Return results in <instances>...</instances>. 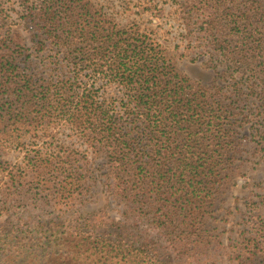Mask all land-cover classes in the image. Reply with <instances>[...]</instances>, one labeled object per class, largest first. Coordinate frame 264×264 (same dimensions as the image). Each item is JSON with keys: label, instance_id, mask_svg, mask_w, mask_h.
<instances>
[{"label": "trees", "instance_id": "trees-1", "mask_svg": "<svg viewBox=\"0 0 264 264\" xmlns=\"http://www.w3.org/2000/svg\"><path fill=\"white\" fill-rule=\"evenodd\" d=\"M246 1L250 3L189 0L183 8L189 19L194 13L201 17L203 30L196 40L209 39L229 67L243 72L257 66L255 53L248 52L264 49V34L257 36L264 20L263 0ZM31 4L26 24L37 39L30 48L12 37L8 15L3 18L0 10L7 26L0 32V137L11 125L22 133L46 135L54 128H68L81 135L106 159L109 186L126 209L155 213L158 227L174 245L180 244L189 228L202 221L223 178L224 156L234 142L227 105L181 76L161 40L139 25L120 24L102 8L94 16L85 0ZM241 28L243 33H237ZM246 46L252 50L245 51ZM260 63L264 82V60ZM69 156L42 151L32 158L33 178H58L48 188L42 182L55 198L80 188L78 179H68L76 174L74 169L64 175ZM61 222L28 221L5 244L13 245L12 253L38 256L31 252L36 247L42 254L63 258H54L53 264H67L65 255L83 259L84 252L88 259L94 249L125 263L163 264L157 255L149 256V245L134 234L103 231L100 225L97 231L73 229L70 234L71 227L61 231ZM63 234L87 241L80 244L85 251L80 246L67 250Z\"/></svg>", "mask_w": 264, "mask_h": 264}, {"label": "rangeland", "instance_id": "rangeland-1", "mask_svg": "<svg viewBox=\"0 0 264 264\" xmlns=\"http://www.w3.org/2000/svg\"><path fill=\"white\" fill-rule=\"evenodd\" d=\"M33 1L0 0L1 16L8 15L12 37L28 48L37 39L31 25L26 24L27 8ZM85 1L92 5L94 16H97L94 11L102 8L118 23L137 24L143 31L157 36L181 76L195 86H203L207 95L227 105L234 142L229 144L228 155L224 156L223 178L202 221L189 228L183 242L174 245L154 221L155 213L140 214L126 209L123 199L109 186L112 180L106 159L97 155L95 147L85 144L81 135L68 128H54L46 135L22 133L19 126L11 125L0 137V233H4V238H0V264H53L54 258L63 260L60 255L42 254L34 246L31 252H38V256L12 253L15 248L4 241L17 234L18 227L28 221L46 224L53 218L64 223L61 231H69L71 227L70 234L73 229L97 231V225L103 231L134 234L140 242L149 245V256L157 255L163 264H264V82L259 73L264 49L248 52L250 56L255 53L256 68L245 67L243 72L237 66L229 67L220 50L209 46V39L196 40L203 30L201 17L194 13L189 19L183 13L189 0ZM3 18L0 32L7 27ZM258 27L259 37L264 34V20ZM243 31L241 28L236 32ZM244 48L252 50L251 46ZM229 73L232 75L228 76ZM42 151L70 154L65 159L69 170L64 175L74 169L76 174L68 179L74 183L78 179L80 188L60 198L45 190L42 182L48 188L58 178L55 174L43 180L32 177V158ZM70 234H63L68 239L67 250L87 242ZM79 249L85 251L82 246ZM54 250V246L49 247L50 252ZM94 250L88 259L86 252L83 259L65 255L67 264H135L106 258L101 250Z\"/></svg>", "mask_w": 264, "mask_h": 264}]
</instances>
